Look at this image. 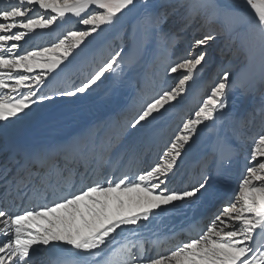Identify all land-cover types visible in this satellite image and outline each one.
I'll list each match as a JSON object with an SVG mask.
<instances>
[{
    "label": "snow or ice",
    "instance_id": "snow-or-ice-1",
    "mask_svg": "<svg viewBox=\"0 0 264 264\" xmlns=\"http://www.w3.org/2000/svg\"><path fill=\"white\" fill-rule=\"evenodd\" d=\"M147 4V0H144ZM191 22L204 17L220 23L225 33L193 37L175 53L177 37L164 29L168 15L144 14L145 46H163L165 77L173 81L145 99L125 118L119 131L71 136L38 151L22 150L4 165L5 179L17 188L32 185L33 196L21 207L5 198L0 207V264H264V127L251 136L243 174L227 201L214 204L216 179L240 156L254 113L231 117L225 127L231 95V73L223 71L191 115L173 130L153 161L142 169L105 173L89 179V161L110 160L130 137L174 109L201 78L211 59L212 43L227 34L239 42L247 62L258 57L264 75V0H201L181 4ZM136 7V0H0V122L10 125L56 97L86 98L98 82L122 71L124 50L114 52L78 85L41 93L106 28L115 27ZM74 24L63 27L68 21ZM59 29V31H57ZM56 38L44 46L26 47L45 35ZM250 34L254 42L250 45ZM133 43L135 40L133 38ZM131 51V49H130ZM175 55V59H173ZM246 94V93H245ZM264 124V106L261 108ZM219 121V123H217ZM201 127L213 132V166L193 185L170 187L172 177ZM6 132V127H0ZM99 149V153L97 152ZM15 167L9 171L8 163ZM84 165V171L79 166ZM80 177L76 186L75 177ZM204 205L213 210L206 224L190 229L187 238L146 236L141 229L163 214ZM41 249L46 259L38 255Z\"/></svg>",
    "mask_w": 264,
    "mask_h": 264
},
{
    "label": "bare ground",
    "instance_id": "bare-ground-1",
    "mask_svg": "<svg viewBox=\"0 0 264 264\" xmlns=\"http://www.w3.org/2000/svg\"><path fill=\"white\" fill-rule=\"evenodd\" d=\"M169 1L170 0H161L160 4L169 3ZM150 2H154V0H147V4L144 3V0H136V7L133 9V11H135L134 20L131 19L132 21H129L128 24L123 23L117 31V35H120L124 26L129 27L128 30H130L132 39L130 38L131 42L124 50L125 55L123 62H126V64H124V75L120 76L119 80L121 81L117 84V86L112 85L110 92L106 93L107 95L103 94L101 97L98 96L97 100L86 103L79 108H72L69 111L65 109H52L50 107L43 108L46 104L43 102L42 104L34 106L35 112L30 114L28 117H25L23 120L16 121L10 125L2 126L6 127L7 131H0V206H3L4 200L7 198L8 201L11 200L12 203L23 207L28 203L29 198L33 196L32 185L17 188V186L11 183V176H9L7 180L5 179V163L13 157H18L22 150L28 149L38 151L45 149L49 146L63 142L71 136L79 135L81 133H88L86 139H88L89 143H91V140L96 133H99V135L103 137L107 134L119 131L117 124L119 119L123 117L122 115L126 112L129 114V110L133 109L135 112L139 109L143 101L142 98H147L149 95L148 88H151L152 86V83L147 80L150 69L149 67H152L154 62L161 58L158 56L159 52H165L164 48L158 47L155 42L145 46L142 39L146 26L143 19L145 11L154 10V7H157L156 2H154L153 6L149 5ZM154 11H157V8ZM66 27L67 26H65V28ZM176 29L177 27L175 24L171 23L167 32L170 36L173 34L175 35L174 32ZM57 31H59V29ZM99 36L93 39L87 48H85L82 52H79V58H83L81 61L79 60L76 64H74L69 71H63V74L59 79L51 80L49 87L40 89L41 93L46 92L49 95H52L53 93L51 88H70L73 85H78L87 75H89L90 71L96 68L100 62L102 63V57L105 59L106 55L108 57L114 49L110 47L109 42L111 41H108L110 40L109 37L107 39L102 38L101 40V38L99 39ZM55 38V33L45 35L43 39L31 40V43L26 45V47L44 46L47 42ZM133 38L135 43H133ZM130 70L134 71L135 74H130V76L129 74H126L127 71ZM238 75L241 76L239 80L240 83L237 85L239 88L234 86V88H232L234 89L232 93L236 92L238 89L241 98L236 101L237 104H240L241 102L239 112L243 113L241 111V107L242 109L245 108L253 100L251 96L252 87L258 84L260 79L264 78V75L258 73L250 75V72L245 69L239 71ZM136 80L139 84H141V86L143 85L141 92H136L134 94L128 93V90L132 85H134V81ZM48 109V115H45L44 111ZM0 124L2 125V122H0ZM163 128L164 126L154 128V130H151L149 136L144 137L143 144L139 141L132 149L130 148L128 153L123 156L122 161L115 169V175L118 176L120 172L126 171L129 168L133 171L138 168L142 169L153 161L156 156V152L154 151L156 148L155 145ZM148 141L149 146H147L149 147V155L148 159L143 161V156H141L142 152L139 154V151L140 149H143L144 146L142 145H144L145 142L148 143ZM97 152L99 153V149H97ZM118 159V156L114 157L113 155L112 160H110L109 163L117 161ZM88 164H90L89 179H96L99 178L100 175H103V173L98 171V164L96 161L90 160ZM14 167V161L8 163L9 171H11ZM181 169L182 165L180 164L176 175L172 177V180L177 177V174ZM79 171L81 173L84 171L83 164L79 166ZM75 182L76 186L79 187V176L75 177ZM200 207L195 210L186 208L180 213L163 214L160 218L148 223L145 228L141 229V231L149 237L156 235L161 238H167L173 236V233H175L174 235L182 234L184 238H187L190 231L187 232L185 230L194 228L197 226L200 219L206 217L205 213L207 212V207ZM185 225L188 226L184 228V231L182 230V233L175 232L176 229L184 227ZM38 255L42 260L47 258V254L43 252V249H41Z\"/></svg>",
    "mask_w": 264,
    "mask_h": 264
},
{
    "label": "rangeland",
    "instance_id": "rangeland-1",
    "mask_svg": "<svg viewBox=\"0 0 264 264\" xmlns=\"http://www.w3.org/2000/svg\"><path fill=\"white\" fill-rule=\"evenodd\" d=\"M154 2H156L157 5H159L161 3V0H154ZM154 2H150L149 5L153 6ZM200 2L201 0H173V1L170 0L169 3L163 4L166 10V14L168 15V20L164 25L165 31L169 29L171 23H174L175 26L177 27V29L174 32L175 36L177 37L176 47H175L176 54H179L182 50L187 48L189 42L193 37H199L201 35L208 34L213 31L218 33H225V29L220 23L210 22L208 19L204 17H197L198 19L196 18L191 22L189 21V19L186 18V9L184 7H181L180 5L186 3L196 4ZM156 8L157 11L160 10L159 7H154V10ZM133 9L131 11L126 12V14L124 15L125 17L123 16L120 22L115 27L106 28L102 33H100L99 39L101 38L102 40V38L103 39H107L108 37L110 38V40L108 41H111L109 42V44L110 47L114 50L111 51L109 56L114 52L120 51L121 49L125 50L126 47L129 46L132 39L130 30H128L129 27L124 26L120 35H117V31L120 29L123 23L128 24L129 21L134 20L133 18L135 16L134 14L135 11H133ZM74 20L75 18L68 21V23L63 26L64 27L72 26L74 24ZM92 41L93 39L89 42V44ZM252 42H254V34H250V45H249L250 47L252 45ZM29 43H31V41ZM161 47L164 48L163 46ZM210 52H211V59L209 63L202 69V73H203L202 77L197 79V81L191 85L184 99L174 109H171L163 117H160L157 121H154L151 124L147 125L146 128L143 129L141 133L137 134V136L134 139L130 137L128 140H126L121 146L120 151L121 150L122 151L121 152L119 151L120 155L119 154L114 155V157L118 156L119 159L117 161H112L110 163L109 161L112 160V158L110 160L102 161L98 165L99 172L103 174L113 173L117 168V166L122 161L123 156L128 153V150L130 148L132 149L133 146H135L139 141H141V143L143 144L144 137L149 136L151 130H154V128L158 126H164V128L162 129V132L160 133V136L157 139L155 145L156 148L154 151L156 152L158 148L163 147L165 142L168 140L169 136L171 135L172 130L178 124H180V122L183 119L187 118L189 115L192 114L193 110L198 107L201 98L206 94L209 86L217 80L218 76L223 71H228L229 73L232 74L231 75L232 88H234V86L239 88L237 85L240 83L239 80L241 78L240 76L241 74L240 75L238 74L239 71H241L242 69L248 70V72H250V75H254L256 73L262 74L259 58L255 57L251 59L250 61L247 62V67H245L246 61H245L244 50L241 48L239 42L233 44L227 34H221L217 36V39L211 45ZM167 55L168 54L166 52H159L158 56L161 58L158 61L156 60L152 65V67L151 66L149 67L150 69L148 72L149 75L147 80H149V82L152 83V86L151 88H148L149 95L147 96V98L154 95V93L159 90L162 83L165 87L173 83L171 79L165 77V64L167 63ZM109 56L107 57L106 55L105 59L104 57H102L103 58L102 62L108 59ZM172 58L175 59V55H173ZM81 59L83 58H79V55H77L76 59L73 60V62L69 64L64 71H69L73 67V65L76 64L79 60L81 61ZM124 64H126V62L122 61V71L118 72L117 74H113L109 76V78L104 79L102 83L98 82V85L94 87V90L91 93H89L86 98L83 99L75 98V100H72L69 98L58 97L53 101H45L46 104L44 105L43 108L50 107L52 109H57V110L65 109L69 111L72 108H79L85 105L86 103H90L91 101L97 100L98 96L101 97V95L103 94L107 95L106 93L110 92L112 85L117 86V84L121 81L119 79L121 75H124L123 74L125 70ZM92 71H90V73ZM62 74L63 72L60 73L59 76H56L54 79H59ZM126 74H129L130 76V74H135V73L134 71L130 70L127 71ZM142 86L136 80L134 81V85H132L128 90V93L131 94H134L136 92L139 93L142 90ZM239 95L240 94L238 89L234 93L231 92V95L228 100V104H229L228 112L225 114V120H226L225 127L227 128L235 127V124L231 119L232 115L235 112L238 114L254 113L255 118L247 126L248 131L243 139V145L241 148L240 156L237 159H235L232 162L231 166H229L226 169L224 175L216 179L215 183L213 184V191L216 192L217 194V197L213 201L214 204H219L221 203V201H227L231 196V194L236 190L238 181L243 174V165L245 163L244 156L247 154L249 150L251 143V136L259 132L262 129V127H264V124H262L261 122V114H260L261 108L262 106H264V78L260 79V82L252 87L251 96L253 100L245 108L242 109L241 107V111L243 113L239 112L241 102L240 104H237L236 101L241 98V95L240 97ZM142 100L144 101L145 99L142 98ZM48 112L49 109L44 111V114L48 115ZM134 113L135 112L133 109L129 110V114L128 112L124 113L122 115L123 117L119 119L117 128L121 127V125L124 123L125 118H131V116ZM217 123H219V121ZM2 126L3 125L0 124V127ZM194 140L195 142L191 143L190 147H187V152L183 156L182 162L180 163L182 165V169L177 174V177H175V179L172 180L170 187L181 189L189 185H193L197 181L202 179V173L212 170V166L214 163L213 162L214 146H213V132L211 130V127L209 128L201 127L198 134L195 136ZM147 145L149 146V141L148 143L145 142L144 145H142L144 146L143 149H140L139 151V154H141L142 152L141 156H143L144 159L143 161L148 159L149 147ZM89 166L90 164H88V167ZM8 202L12 203L11 200ZM202 207L205 208L204 205H201L200 208ZM196 208L198 207H193L190 209L195 210ZM206 209L207 212L205 214L207 216L209 212L213 209L211 207H207ZM202 220L204 223L202 222ZM207 222L208 221L205 218L200 219L198 221V223L201 225L202 223L206 224ZM186 226L188 225H185L184 227H179L178 229H176L175 232L182 233L185 230L184 228ZM185 231L189 232L190 229H186ZM174 234L175 233H173V235ZM188 234L190 235V232ZM179 238H184V237L180 235Z\"/></svg>",
    "mask_w": 264,
    "mask_h": 264
}]
</instances>
